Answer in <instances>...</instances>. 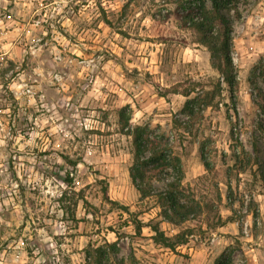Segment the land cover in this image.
Segmentation results:
<instances>
[{
    "label": "rangeland",
    "instance_id": "1",
    "mask_svg": "<svg viewBox=\"0 0 264 264\" xmlns=\"http://www.w3.org/2000/svg\"><path fill=\"white\" fill-rule=\"evenodd\" d=\"M234 1L230 92L185 21L203 2L0 0V264H264V0ZM185 95L200 97L193 118ZM122 114L172 136L184 185L208 205L180 227L163 221L168 236L194 229L176 252L130 223L160 208L133 184Z\"/></svg>",
    "mask_w": 264,
    "mask_h": 264
},
{
    "label": "trees",
    "instance_id": "2",
    "mask_svg": "<svg viewBox=\"0 0 264 264\" xmlns=\"http://www.w3.org/2000/svg\"><path fill=\"white\" fill-rule=\"evenodd\" d=\"M184 1V0H180ZM202 3L201 7L186 8L187 16L186 23L197 30L202 35L201 43L210 52L211 61L218 72L223 75L224 83L229 87L230 92H233L237 71L231 58V51L234 48L232 42V28L230 20L224 15L223 11L229 7L234 0H213L212 10L208 11L203 5V0H194ZM194 11H201L200 17L196 18ZM193 13V17L190 16ZM196 18V19H194ZM219 23L223 26V30H217ZM219 90L222 91V84H219ZM187 101L185 103L183 113L188 118H193V104L200 100L191 99L189 95H185ZM206 101L208 97L205 98ZM209 100V99H208ZM211 106L209 102H205L202 111ZM264 114V108L261 110ZM131 112V111H130ZM129 112V113H130ZM130 115L125 117L121 115V125L123 128L128 127L129 136L133 138V146L135 149L134 166L131 168L130 176L134 186L140 195V201L144 202L150 198H155L160 208V213L155 218L149 220L148 223L143 222L135 215L130 223L134 225L137 235H142L145 227L152 231L151 239L153 243L164 249L176 252L181 246L188 243L187 239L194 237V229L188 228L182 230L173 236H168L162 229L163 221L180 227L191 220H196L205 214L208 205H203L198 201L195 195L189 191V188L184 185L185 172L181 158L175 153L173 148L172 136L162 130L160 126L152 128L150 123L144 126L130 125ZM179 122L176 120L175 125ZM201 159L208 169L209 165L205 158L204 148H201ZM173 172L171 180L164 183V188L159 189L154 186L157 178L160 175H166ZM264 182V176H263ZM68 186L73 184V180L67 178ZM106 200L113 205H118L117 202L109 200L107 190H105ZM129 216L128 207L122 208ZM161 218L163 220H161ZM227 221H223L219 217L216 228L223 227ZM232 254L223 253L215 264H233Z\"/></svg>",
    "mask_w": 264,
    "mask_h": 264
},
{
    "label": "crops",
    "instance_id": "3",
    "mask_svg": "<svg viewBox=\"0 0 264 264\" xmlns=\"http://www.w3.org/2000/svg\"><path fill=\"white\" fill-rule=\"evenodd\" d=\"M152 240V239H151Z\"/></svg>",
    "mask_w": 264,
    "mask_h": 264
}]
</instances>
